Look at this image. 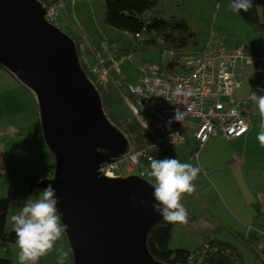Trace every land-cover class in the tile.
I'll return each mask as SVG.
<instances>
[{
  "label": "rangeland",
  "instance_id": "374dc122",
  "mask_svg": "<svg viewBox=\"0 0 264 264\" xmlns=\"http://www.w3.org/2000/svg\"><path fill=\"white\" fill-rule=\"evenodd\" d=\"M61 2L55 6L59 28L72 40L81 39L87 43L86 52L95 54L102 62L112 65V58L125 85L139 84V74L145 63L171 66L172 54L160 42L162 39L143 45L146 36L136 40L106 25L102 0ZM230 4L231 0H160L154 10L160 19L187 20L203 48L212 39L227 50H242L252 58L264 57V33H256L240 15L230 11ZM106 44L109 54L103 52ZM256 66L246 67L241 86L231 95L222 97L223 104L232 105L249 96L260 77L255 72ZM0 70L3 72H0V196L11 201L5 218L13 231L11 217L19 214L26 200L39 197L29 195V180L51 167L55 159L39 131L36 97L28 95L1 66ZM105 84L114 95L112 106L116 116L121 120L133 117L123 97L126 92L120 93L110 81ZM15 86H20L23 94L20 96L23 98L25 94L26 99L9 92L10 88L14 91ZM244 113L253 128L247 142H229L218 136L199 148V144L189 138L183 148L173 151L181 163L199 166L201 172L193 181L194 193L184 194L181 200L188 213V222L175 226L171 250L194 252L204 243L218 241L231 245L243 264H262L259 256L264 255L261 251L264 250V148L256 138L260 116L255 102ZM21 130L24 134L16 136L15 131ZM197 148L199 158L195 161L192 154ZM251 233L259 237H250ZM60 246L70 252L65 264H74L66 232L57 241L56 247ZM18 251L17 246H11L9 258L14 264H19ZM6 257L7 253L0 249V258ZM38 264H57L56 252L40 258Z\"/></svg>",
  "mask_w": 264,
  "mask_h": 264
},
{
  "label": "water",
  "instance_id": "95a60500",
  "mask_svg": "<svg viewBox=\"0 0 264 264\" xmlns=\"http://www.w3.org/2000/svg\"><path fill=\"white\" fill-rule=\"evenodd\" d=\"M44 14L37 0H0V65L37 99L43 139L55 159L53 177L39 187L56 189L73 262L164 264L147 246L152 229L164 221L152 207L154 188L136 176L99 174L128 142L106 118L74 41Z\"/></svg>",
  "mask_w": 264,
  "mask_h": 264
},
{
  "label": "built area",
  "instance_id": "2783aa9c",
  "mask_svg": "<svg viewBox=\"0 0 264 264\" xmlns=\"http://www.w3.org/2000/svg\"><path fill=\"white\" fill-rule=\"evenodd\" d=\"M44 19L59 28L54 7L45 10ZM147 31L146 28L141 35L136 34L134 38L142 40ZM160 42L163 43L162 40ZM103 52L109 54L108 44L103 47ZM84 59L88 72L98 76L101 83L112 81L111 71L119 74L112 58L110 67L105 66L90 52L85 53ZM177 65L183 70H176L172 66L144 64L142 73L139 74V84L126 85L127 93L123 97L144 128L148 142L140 151L126 152L101 164L98 170L101 176L120 179L135 175L152 185L153 179L146 174L150 170V160L175 158L173 151L183 148L189 138L202 148L212 137L221 135L231 142L249 132L250 122L245 117L244 110L254 102L252 96L255 93L264 95V57L252 58L242 50H227L210 39L198 55L178 60ZM249 65H257L255 72L260 74L249 96L232 105L223 104L221 98L231 95L241 86ZM177 108L185 111L183 122L174 120ZM198 158L197 148L192 159L198 161ZM48 176H53V173H48ZM222 257L234 260L236 258L225 245L209 241L192 253L184 264H211L213 260ZM259 258L264 264V255L260 254ZM234 263L242 264L238 260Z\"/></svg>",
  "mask_w": 264,
  "mask_h": 264
},
{
  "label": "trees",
  "instance_id": "16d2710c",
  "mask_svg": "<svg viewBox=\"0 0 264 264\" xmlns=\"http://www.w3.org/2000/svg\"><path fill=\"white\" fill-rule=\"evenodd\" d=\"M44 10L50 7L56 6V4L62 3L61 0H37ZM65 1V0H62ZM72 1V0H70ZM105 5V23L109 27L135 36L136 34L141 35L143 31L147 28V34L144 39L143 45H149L155 40L162 39L165 48L172 53L171 66L176 70H183L181 67H177L178 60L184 58L198 55L203 47L200 42L196 40V34L193 32L192 28L188 24L187 20H164L156 16L154 8L158 5L160 0H102ZM73 2V1H72ZM253 7L248 12L241 11L237 13L242 17V19L250 26L256 33H264V0H252ZM76 54L79 60L80 67L84 74L87 76L91 84L94 85L99 93L102 108L104 114L110 124L117 130L123 133L125 136L128 147L126 152H137L142 150L148 142V136L141 126L139 121L133 116L128 120L119 119L113 112L114 95L108 88V84L101 83L98 80V76L90 74L87 69V65L84 59L87 47L84 45L81 39L74 40ZM105 66L110 67L111 63L106 61L103 62ZM147 64V63H145ZM153 64V63H152ZM1 66V65H0ZM4 71H6L11 77H13L28 93L35 98V94L27 88L15 75H13L8 69L1 66ZM112 74V84L119 90V92L125 91L127 93L126 85L124 84V79L121 80L120 72L119 74L111 71ZM36 101L37 116L39 120V131L43 139V131L41 127L39 107ZM121 100L120 102H122ZM246 115V113H244ZM249 120V118H247ZM250 122V121H249ZM251 127V122H250ZM221 136V135H218ZM217 136V137H218ZM237 140V139H236ZM208 142V141H207ZM206 142V143H207ZM233 142V141H231ZM205 143V144H206ZM45 144V142H44ZM46 145V144H45ZM125 152V153H126ZM55 169L54 164L44 169L39 175L31 178L29 180V195L37 194L40 196L43 189L39 187L42 180L47 179L48 173H53ZM153 179V178H152ZM154 181V179H153ZM1 182V174H0ZM9 198H3L0 196V217L4 215L6 208L10 204ZM188 222V218H187ZM186 222V223H187ZM185 223V224H186ZM177 224L184 223H169L162 221L157 226H155L150 232L147 240V246L152 254V256L164 264H184L188 257L198 251L188 252L177 250L173 251L170 249V241L172 238L173 230ZM250 237L258 238V234H250ZM247 239V241H249ZM211 243H218L220 245H225L228 247L235 258L239 262H242L236 250L229 244L221 243L218 241H210ZM11 246L16 245V235L14 230L11 231L6 224V221L0 218V249L4 250L8 257L0 258V264H14L9 258V252ZM264 252L263 249H261ZM233 258L230 259H215L211 264H235ZM74 263V262H73Z\"/></svg>",
  "mask_w": 264,
  "mask_h": 264
},
{
  "label": "clouds",
  "instance_id": "9594fccd",
  "mask_svg": "<svg viewBox=\"0 0 264 264\" xmlns=\"http://www.w3.org/2000/svg\"><path fill=\"white\" fill-rule=\"evenodd\" d=\"M252 7V0H231L230 11L234 13L248 12ZM252 99L260 116L256 138L259 141V146L264 148V95L255 93ZM184 116L185 111L177 108L174 120L183 122ZM244 130L246 131V129ZM200 172L199 166L181 163L176 158L150 160V170L146 174L154 179L152 195L155 202L152 207L164 221L169 223L187 222L188 213L181 200L184 194L194 193L193 181L198 178ZM144 174L141 173V175ZM135 203V198H133V204ZM140 203L143 204L144 201L141 200ZM58 204L59 198L56 195V189L50 183L36 200H26L19 214L11 217L16 235V245L19 249V264H38L40 258L53 251L56 252L57 264H65L68 260L70 252L65 251L62 246L56 247L57 241L68 229V225L62 222V213L58 209Z\"/></svg>",
  "mask_w": 264,
  "mask_h": 264
},
{
  "label": "crops",
  "instance_id": "0c3cea01",
  "mask_svg": "<svg viewBox=\"0 0 264 264\" xmlns=\"http://www.w3.org/2000/svg\"><path fill=\"white\" fill-rule=\"evenodd\" d=\"M59 18V17H58ZM64 32V31H63ZM66 33V32H65ZM67 34V33H66ZM69 36V35H68ZM87 44V43H86ZM85 44V42H84V45H86ZM86 46H88V44L86 45ZM89 47V46H88ZM0 72L1 73H3L1 70H0ZM10 93H15L16 94V96H18L19 98H21L22 100H23V98L24 99H26V96H25V94H24V96H23V98L20 96V95H23L22 94V92H21V88H20V86H15V88H14V91H12V89L10 88V91H9ZM19 94V95H18ZM29 95V94H28ZM0 97H2V94H1V92H0ZM31 97V96H30ZM250 107V106H249ZM253 128L252 127H250V130H249V132L244 136V137H242V138H240V139H237V140H234V141H244V142H247V140L249 139V136L251 135V133L253 132V130H252ZM16 133H18L16 136H22L24 133V131L23 130H21V131H15ZM21 133V134H20ZM233 141V142H234ZM177 156V154L175 155V157ZM1 219H3V220H5L6 221V218H5V213H4V215L3 216H1L0 217Z\"/></svg>",
  "mask_w": 264,
  "mask_h": 264
},
{
  "label": "flooded vegetation",
  "instance_id": "af4514ba",
  "mask_svg": "<svg viewBox=\"0 0 264 264\" xmlns=\"http://www.w3.org/2000/svg\"><path fill=\"white\" fill-rule=\"evenodd\" d=\"M48 179V178H47Z\"/></svg>",
  "mask_w": 264,
  "mask_h": 264
}]
</instances>
